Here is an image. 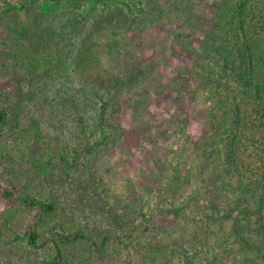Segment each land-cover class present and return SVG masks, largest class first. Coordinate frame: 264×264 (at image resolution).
Wrapping results in <instances>:
<instances>
[{"label":"rangeland","instance_id":"1","mask_svg":"<svg viewBox=\"0 0 264 264\" xmlns=\"http://www.w3.org/2000/svg\"><path fill=\"white\" fill-rule=\"evenodd\" d=\"M76 1L32 0L27 4L30 12L22 11L24 17L11 14L0 22V71L4 73L0 95L17 93V101L9 107L14 118L23 123L38 119L45 140L73 149L69 157L73 168L54 161L52 169L41 171L21 160H4L0 186L21 180L51 191L67 210L63 221L87 224L100 241L109 231L118 230L121 214L141 216L145 202L156 209L162 199L155 197L158 188L164 185L171 190L176 185L168 178L174 156L181 167L196 159V143L204 133L209 137L214 123L207 119L206 81L192 79L188 73L196 67L207 74L212 59L223 49L215 35L216 0H159L162 14L157 10L146 18L140 10H127L121 0H87L79 6ZM142 1L136 3L139 8L151 3ZM69 17L82 20L76 34L65 37L61 31ZM37 18L54 30L45 39L48 49L66 44L72 51L59 74L37 73L36 47L24 45L29 31H40ZM114 27L117 43L111 51L107 36ZM34 37L36 43L41 39ZM9 67L12 71L21 68L23 77L6 74ZM31 83L40 88L33 100ZM107 100L111 105L105 129L111 138L102 145L97 143L102 135L100 112ZM82 120L88 127L87 138ZM45 146L36 147L34 153L47 157ZM211 165L201 167L198 180L192 181L203 195L191 205L195 208L191 217L175 219L167 217L166 210H153L157 228L151 238L177 249L172 263L206 264L201 249L219 234L220 223L216 226L203 219V211L212 209L209 197L220 177L212 174ZM93 175L104 178L107 187L96 198L84 189ZM8 205L1 194L0 239L9 233L2 219ZM192 246H196L195 255ZM50 252L48 246L33 248L26 240L13 241L9 247L0 240V264H43Z\"/></svg>","mask_w":264,"mask_h":264},{"label":"trees","instance_id":"2","mask_svg":"<svg viewBox=\"0 0 264 264\" xmlns=\"http://www.w3.org/2000/svg\"><path fill=\"white\" fill-rule=\"evenodd\" d=\"M31 1L0 0V22L11 14L24 17L22 11L30 12L27 4ZM150 1L141 8L136 3H143L142 0H121V3L132 12L140 10L144 18L154 16L157 10L161 15L160 1ZM85 2L87 0H79L75 5ZM214 7L215 35L223 50L215 61L212 59L207 74L202 75L196 67L188 73L192 79L206 81L204 96L210 103L207 119L214 123L213 132L209 137L204 133L198 140L199 153L185 167H181L179 158L174 156L168 178L176 185L171 190L164 185L158 188L155 197L162 199L153 210H166V216L175 219L191 217L195 212L191 205L199 203L203 195L193 182L198 180L201 167L212 164V174L220 177L209 197L212 209L203 211V219L216 226L220 223V227L215 241L206 242L201 249V259L206 264H264V0H216ZM73 18L69 17L63 24L65 30L61 32L65 37L76 34L82 20ZM36 22L40 24V31L31 29L33 32H28L24 45L36 47L35 53L39 55L34 57L37 73L59 74L65 69L72 51L66 44L48 49L45 39L51 38L54 30L42 23V18H37ZM116 33L117 27H114L107 36L111 51L117 43ZM34 35L41 38L37 43ZM9 72L23 77L19 67L13 71L9 67L6 74ZM2 74L0 71V76ZM31 87L33 100L40 88L36 83H31ZM17 99L14 92L0 95V163L21 160L47 171L57 161L73 168L69 159L73 149L69 145L56 146L45 140L36 118H31L28 123L14 118L9 107ZM110 105L109 100L104 101L100 112L102 135L97 143L102 145L111 138V133L105 129ZM81 123L87 138L88 127L83 120ZM43 143L47 144V157L34 153V149ZM93 177L85 183L84 189L90 190V196L96 198L100 192L106 193L107 187L104 178ZM169 183V187L173 186ZM1 194L9 201L2 212V219L9 229V233L0 239L3 246L9 247L19 240H26L33 248L48 246L51 252L43 264H175L170 259L178 255L177 249L151 238L157 220L150 202L140 207L141 216L121 214L118 230L109 231L99 241L87 224L65 223L63 217L68 214L59 199L51 191L36 188L33 182L11 180L0 186ZM192 250L195 255L196 246H192ZM161 251L164 255H159Z\"/></svg>","mask_w":264,"mask_h":264}]
</instances>
